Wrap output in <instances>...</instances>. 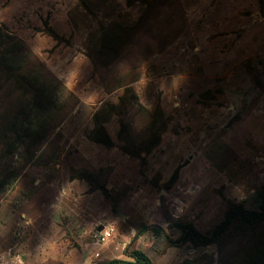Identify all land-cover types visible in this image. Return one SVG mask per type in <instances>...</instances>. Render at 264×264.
I'll return each mask as SVG.
<instances>
[{"label":"rangeland","instance_id":"obj_1","mask_svg":"<svg viewBox=\"0 0 264 264\" xmlns=\"http://www.w3.org/2000/svg\"><path fill=\"white\" fill-rule=\"evenodd\" d=\"M0 27L29 47L43 66L23 70L62 105L27 147L32 101L0 79V264H99L134 250L153 264L237 257L239 238L193 248L174 243V223L208 233L229 203L257 208L258 0H0ZM98 127L111 147L95 142Z\"/></svg>","mask_w":264,"mask_h":264},{"label":"trees","instance_id":"obj_2","mask_svg":"<svg viewBox=\"0 0 264 264\" xmlns=\"http://www.w3.org/2000/svg\"><path fill=\"white\" fill-rule=\"evenodd\" d=\"M258 5L259 12L264 18V0H258ZM32 59H35L34 62L38 66H43L21 39L9 35L3 27H0V79L4 83L11 84L23 95L29 96L35 109V114L23 128L27 147L43 139L44 128L54 126L53 123L62 112V105L56 106L53 99L47 96L44 87L40 84L39 75L23 70ZM94 139L105 147L112 146L110 137L102 127L94 131ZM158 141V138H155L139 152H129V154L148 153ZM176 175L177 169L173 172L172 179ZM257 198L256 209H246L239 203H229L224 219L208 233H201L190 223H174L179 231V237L174 243L190 244L193 248L215 245L221 249L239 238L237 242L241 252L235 254L237 257L230 260L224 258L215 264H264V185L259 190ZM244 237H246L245 242L241 244ZM172 242L169 238L166 239L168 246ZM130 257L132 260L112 259L99 264H153L139 250H134Z\"/></svg>","mask_w":264,"mask_h":264},{"label":"built area","instance_id":"obj_3","mask_svg":"<svg viewBox=\"0 0 264 264\" xmlns=\"http://www.w3.org/2000/svg\"><path fill=\"white\" fill-rule=\"evenodd\" d=\"M111 232H112L111 229L104 228V229L100 232L99 240L104 241L105 239H107L108 237L111 236V234H112Z\"/></svg>","mask_w":264,"mask_h":264},{"label":"water","instance_id":"obj_4","mask_svg":"<svg viewBox=\"0 0 264 264\" xmlns=\"http://www.w3.org/2000/svg\"><path fill=\"white\" fill-rule=\"evenodd\" d=\"M101 192H102V194H106L107 193L106 189H104V188H101ZM101 229H102V226H99L98 230H101Z\"/></svg>","mask_w":264,"mask_h":264}]
</instances>
